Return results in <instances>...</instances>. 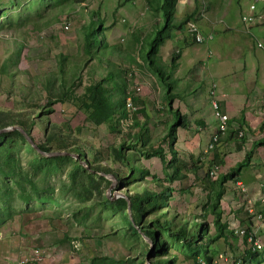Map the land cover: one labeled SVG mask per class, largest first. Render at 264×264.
<instances>
[{
    "label": "rangeland",
    "instance_id": "obj_1",
    "mask_svg": "<svg viewBox=\"0 0 264 264\" xmlns=\"http://www.w3.org/2000/svg\"><path fill=\"white\" fill-rule=\"evenodd\" d=\"M195 3L194 9L203 7L226 13L223 24L234 25L237 18L241 20L242 15L250 13L251 3L255 9L257 3L264 4L254 0H195ZM164 8L167 9V0H0V111L10 113L17 125L18 120L32 121L35 141L46 144L52 153H65L57 156L67 158L54 162L55 171L39 174L29 162L40 158L27 154L21 139L12 137L0 143V220L5 222L0 231L25 238L29 249L45 253L44 260L28 263L87 264L91 258H103L107 261L102 264H161L159 261L167 255L156 254L154 241L140 232L125 230L122 222L125 211L133 221L129 206L105 203V198L114 203L144 188L154 192L170 189L165 195L168 209L160 204L157 210L179 215L186 223L204 217L210 238L216 236L214 217L199 213L205 203L203 178L212 167L208 168L211 161L207 158L211 153H204L208 144L202 142L205 129L193 126L195 120L207 121L211 127L217 121L216 110L205 99L214 84H207L205 74L215 81L213 61L207 57L209 41L195 45L201 55L199 60L193 57L188 61L180 56L185 66L180 72L178 62L171 65L170 47L177 50L185 47L182 38L177 40L176 26L189 15L182 9L177 16L174 6V13L166 17ZM96 19L102 22L98 27V45L88 49L87 37L93 29L90 23ZM254 21L241 20L246 26ZM223 24H217L216 29L221 30ZM65 25L68 29H64ZM183 31H187L186 26ZM231 32L239 38L246 34L244 46L253 49L255 62L264 74V54L257 47L258 42L264 44V30L250 27ZM152 47L155 56L152 61L160 69L161 78L147 64L146 53ZM109 71L115 74L117 82L102 84L113 94L112 116L103 123L99 122L97 111L86 106L87 89L101 82ZM176 71L181 79L170 80ZM117 83L124 84V95L131 98L130 107H122ZM168 92L174 98L171 108ZM121 111L127 115L126 120ZM175 112L184 126L176 128L174 146L167 133L175 125ZM134 122L138 126L134 127ZM133 134H139L136 143L132 142ZM225 144L221 142L217 148L225 150L228 148ZM121 147L123 157L118 156ZM249 148L250 143L244 153ZM151 149L162 150V161L157 155L146 157L145 152ZM192 153H196L195 159L182 162L191 165V161L201 160L202 170L196 176L184 171L180 178L169 180L176 169L170 162L176 165L177 160ZM129 166L141 167L146 174L138 170L129 174ZM218 173H222L219 166ZM105 176H112L114 183ZM151 176L158 181L156 184ZM239 210L230 212L234 217L228 224L235 222L245 229L240 221L245 220L247 213L245 209ZM147 213L142 223L158 215L154 209ZM17 221L23 233L18 232ZM180 223L178 219L177 224ZM218 223L224 226L221 230L226 237L208 246L213 253L212 264H233L251 245L231 235L226 222ZM263 223L264 220L258 225ZM157 231L156 239L162 237L168 249L176 248V264H195L191 259L195 253ZM255 240L262 249L248 264H264L263 226L255 234ZM170 250L168 255L173 254ZM196 256L197 262L203 264L204 259ZM33 258L31 255L30 259Z\"/></svg>",
    "mask_w": 264,
    "mask_h": 264
},
{
    "label": "crops",
    "instance_id": "obj_2",
    "mask_svg": "<svg viewBox=\"0 0 264 264\" xmlns=\"http://www.w3.org/2000/svg\"><path fill=\"white\" fill-rule=\"evenodd\" d=\"M260 4L262 6L259 7L258 5ZM194 6H196L195 0H176V15L179 16L181 14L180 10L184 9L188 11L186 14L190 16L189 21L195 22L194 24L198 29L200 28L199 31L203 32L204 37L212 35V33L214 34L213 39L211 38L212 41H210L211 39L209 42L207 41V57L210 56L212 58L215 81L210 78L208 73L205 74L204 78H206L207 84L214 83L212 86L215 87L217 110L220 114L228 117L227 130L224 135L220 136L218 143L224 142L228 148L224 150L223 148L218 149L216 146V151L214 152L213 149L212 152H209L211 154L207 158L211 161V164H217L220 158L222 162L221 164H217L220 167V172H222L221 174H227L231 168L244 159L246 153L244 151L247 149L248 143H250V148L247 152L251 149L253 142L264 140V74L261 67L255 62L253 49L244 46L245 40H243V37L246 34L239 38L236 36L237 34L231 32L237 28L246 30L250 27H254L255 30L260 28L264 30V4H256L257 9L254 12L255 21L250 23L251 26L244 25L239 18H237L235 25L232 23L223 24L222 18L226 16V13H219L214 9L208 8L203 10V7L194 9ZM192 14H195L194 19L191 18ZM219 23L223 24L221 30L216 29V25ZM186 32L184 33V31L181 32L179 30L177 33V40L182 38L184 41L185 47L183 49L177 50L175 47H170L172 52L170 51L169 58L171 60L172 57L177 56L174 63L178 62L179 71L182 66L185 68L182 60L179 59L180 56L186 57L188 61L192 60L193 57H197L198 60L201 57V55L199 56L198 49L195 47L198 43L193 42ZM199 67L204 69L202 65H199ZM173 77L176 80L181 79L178 71L174 72L170 80H173ZM198 80L201 79L197 78ZM205 99L210 104L207 95ZM172 102H174V99ZM198 102L197 106L199 107L201 101L198 100ZM195 125L204 128L206 131L205 138L201 136L203 144L209 141L211 135L217 129V121L213 127L202 119L195 120L193 126ZM239 133H242V136H239ZM176 142L177 139L174 142V146ZM196 152L198 154V151ZM180 154L183 153L180 152ZM192 154L186 155L185 158L181 157L182 161L188 162L192 157L194 159L197 157L194 155L196 153ZM205 156L206 154L203 155L202 159ZM224 188L225 193L219 200L218 205L221 222L228 224V221L234 217L230 212H235L239 209L244 210L246 205H242L243 203L246 204L248 200L255 201L256 205L260 204L255 210L264 212V202L258 201L264 195V145L258 146L253 150L248 165L240 170L237 180L235 182L228 181L224 185ZM204 194L206 195L204 207L201 208L199 213L202 216L206 215L208 218L209 216L214 217L212 215L213 211L211 212L212 198H208V191L204 190ZM245 217V220L240 221L241 226H258L257 233L262 230V226L264 227V223L260 225L258 223L255 224L249 214ZM17 224L16 228L18 232L23 233L21 232V223L17 221ZM13 228L14 226L11 225L10 230ZM27 239L28 242H31L30 237H27ZM35 249H29L25 238L20 239L13 234L7 235V230L0 231V264H14L19 259H21L19 264H33L31 262H22H24L25 258L30 259L31 255L35 253ZM20 256L21 258H19Z\"/></svg>",
    "mask_w": 264,
    "mask_h": 264
},
{
    "label": "trees",
    "instance_id": "obj_3",
    "mask_svg": "<svg viewBox=\"0 0 264 264\" xmlns=\"http://www.w3.org/2000/svg\"><path fill=\"white\" fill-rule=\"evenodd\" d=\"M133 1V0H132ZM136 1V0H134ZM176 4V0H167V9L164 8V14L166 17L169 16V14L174 13V6ZM189 17H185L183 20H180L179 24L176 26L178 30H182L184 26H186V22L189 21ZM102 22L99 21V19H96L94 21H91L92 25V34H90L87 37V43L88 49H91V46L93 48L94 45H98V39H97V34H98V27L100 26ZM193 40V38H192ZM193 42H195L193 40ZM177 57V56H175ZM175 57H172L171 59V65L174 64L175 62ZM152 59H154V54H153V47L146 53V60L148 66L153 70V72L157 73L158 77L161 78L162 73L160 69H158V66L156 67L153 64ZM168 79V78H167ZM116 83V77L115 74L112 72H107L104 77L102 78V81L96 84L91 85L87 90V101L88 103L86 104L87 107H92L94 110L97 111L98 114V119L99 122L107 123L113 113L112 109V93H109V91H106L105 87H103L102 84L104 83ZM107 83V84H108ZM163 83H167V81H163ZM117 89L121 93V98H120V103L123 108L127 107V99L131 101V98L129 96H125V87L123 83H117ZM171 89V87H170ZM169 94L168 98V103L169 107L171 108V102L173 96L168 92L167 95ZM126 103V105H125ZM126 111V110H125ZM127 112V111H126ZM175 115V121H174V126L169 130L167 133L171 138H172V144L174 142L173 140V135L176 132L177 127H182L184 126V123L182 121L178 120L177 113H174ZM121 116L124 117V120L127 119V115L124 113V111H121ZM32 121H29V123L25 121L18 120V125L15 124V119L10 113H6L3 111H0V130L7 128V127H13V126H18L24 130V132L30 137L32 142L35 144L36 147H33L30 145L25 137L18 131V130H12V131H6L0 133V143H4L7 139L12 138V137H17L21 139L24 142V151L27 154H32L33 156H38L40 159L38 160H31L29 162L30 165L34 166L33 170L35 172H39V174H45V173H51L52 171L56 170V166L54 165V162L56 160H65L67 158L65 157H60V156H54L53 158H49L46 156H43L41 154H50L52 153L48 148L46 144L38 143L35 141V139L32 136L31 132V127H32ZM133 126L136 127L138 126L137 123H133ZM139 140V134L132 135V142L136 143ZM141 142V140H140ZM264 145V140L262 141H257L253 142L251 149L245 153L244 159L241 162H238L233 168H231L227 174H221L216 180H211L208 176V172L205 173V176L203 178V187L204 190L208 191L209 193V199H211V212L213 211L214 215V221L216 224V227L218 228L217 234L215 237L210 238V234L208 231V226L205 223L204 217L199 218H193L190 222L186 223L184 218H180L179 215H170V211L166 210H157L159 205L161 204L162 207H165L168 209V205L165 201V195L166 193H170V189H166V191H157L154 192L151 189L144 188L142 192L140 190L135 191L131 195H127L124 199L120 198L116 200L114 203H110L107 201V198H105V203L108 204H116L117 206L124 205V206H129V209L131 211L133 221H131V218L129 217L128 213L125 211V215L122 216V222L124 224V228L127 232L133 233V234H138L139 232L143 235L149 238L150 240L154 241V246L156 250V254L160 255L161 253L166 254L167 257L159 261L161 264H176L177 257V251L175 247H171L170 251L173 252L172 255H168L169 249L167 248V245L164 244L163 238L159 237L156 239V231L159 230L161 234H163L165 237L169 238L170 240H178L182 245H184L190 252L195 253V255L191 256V259L195 264H199L198 261V256L196 254H199L200 257L204 259L203 264H212V258H213V253L212 251H208V246L211 244L212 241H216L218 238L221 237H226V234L223 232L222 223L220 220V211L218 210V205H219V200L222 198V196L225 193V188L224 185L228 181H233L235 182L237 180V176L240 172V170L243 167H246L249 163V160L251 159L253 150L258 147V146H263ZM122 150V147L119 149V151ZM118 151V152H119ZM214 152L216 151L215 149L213 150ZM211 152V151H210ZM77 155H79L81 158H83V154L77 152ZM146 157H154L155 155L160 156V160L162 161V150L159 149L158 152L155 150L151 149L148 152H145ZM119 157H123L121 151L118 154ZM222 160L219 158L217 163L221 164ZM163 163V162H162ZM204 164L203 161L200 160V162L196 163L191 161V165L183 163L182 160H177L176 165H173V161L170 162V166H175L176 169H174L173 175L169 176V180H174L180 178V174H183L182 172L186 171V173L190 172L193 175L196 176L201 171V167L199 165ZM78 165V163L76 162ZM52 166V167H51ZM79 166V165H78ZM211 166H218L215 163H212V165H208V168ZM85 170V167H81ZM129 174H132L135 170L142 172L143 174H146V172L139 167L134 168L133 166L128 167ZM184 176V175H182ZM152 181L154 184H156L158 181L155 179L154 176H151ZM146 206L149 207V209H154L158 213L156 218L151 219L147 223H142L141 220L144 215L148 214L147 211L149 212V209H146ZM23 213H26L23 212ZM19 215V214H18ZM150 215V214H149ZM180 219L181 223L177 224V220ZM6 221V220H5ZM5 222L3 220H0V227L2 224ZM138 227V229H137ZM249 230V229H247ZM158 232V231H157ZM232 235V233H231ZM245 244L247 243L246 238L242 241ZM256 251V252H255ZM255 255H258V251L253 249V246L251 245L248 247V249L243 253V256L241 259L237 262H234L233 264H248L251 263L250 260H253ZM189 256V255H188ZM190 258V256H189ZM103 258H91L87 264H102L106 259ZM174 262V263H172Z\"/></svg>",
    "mask_w": 264,
    "mask_h": 264
},
{
    "label": "built area",
    "instance_id": "obj_4",
    "mask_svg": "<svg viewBox=\"0 0 264 264\" xmlns=\"http://www.w3.org/2000/svg\"><path fill=\"white\" fill-rule=\"evenodd\" d=\"M257 1L264 2V0H254V2H257ZM249 10H250L249 14L241 17V20L244 23L250 22L254 19V12L256 10L254 3L249 5ZM64 29H68V26L65 25ZM186 30L190 34V37H192L194 39L195 43H203L204 41L207 42L212 38V35H208L207 37H204L201 34V32L199 31L198 27L193 22H190V21L186 25ZM257 47L260 48L264 54V44L257 43ZM137 90H139V88H137ZM208 97H209L210 105L212 106V108L214 110H216L215 116L217 118V129L211 135V137L208 141V144L204 150V153H206V154L209 153L210 151H212L218 145L220 135L224 134L227 130V121H228L227 116L220 114L219 111L217 110L218 105H217V102L215 100L214 86L210 89V91L208 93ZM127 101H129L127 103V106L130 107L131 102L128 99H127ZM239 136H242V133H239ZM207 172H208V176L211 180H216L218 178V175H219L218 166H212ZM258 201L264 202V195ZM255 204H256V202L253 200L248 201V203L246 204V207H245V211L251 216L254 223L256 224V223H260L264 220V214L255 210V208H254ZM247 229H249V230H247ZM228 230L230 232H232V234L235 237H237L238 239H240L241 241L244 240V238H246L247 243L252 245L253 249H256L257 251H260L262 249V245L255 240V234L258 232L257 226H253V225L250 226L249 225L245 229H243L242 227H240V225L235 224V222H229ZM34 252L35 253L33 254V256H34L33 259L25 258L24 262H22V263L29 262L30 260H34V261L44 260L45 253L41 254L39 249H35ZM220 258H222V257L220 256Z\"/></svg>",
    "mask_w": 264,
    "mask_h": 264
},
{
    "label": "water",
    "instance_id": "obj_5",
    "mask_svg": "<svg viewBox=\"0 0 264 264\" xmlns=\"http://www.w3.org/2000/svg\"><path fill=\"white\" fill-rule=\"evenodd\" d=\"M10 130H18L26 139V141L32 145L33 147H36L35 144L32 142V140L30 139V137L24 132V130L18 126H13V127H7V128H4V129H1L0 130V133L2 132H6V131H10ZM41 154L43 156H57V155H63L65 153L63 152H54V153H50V154H45V153H42ZM105 178L109 179L112 183H114V179L112 178V176H105Z\"/></svg>",
    "mask_w": 264,
    "mask_h": 264
},
{
    "label": "bare ground",
    "instance_id": "obj_6",
    "mask_svg": "<svg viewBox=\"0 0 264 264\" xmlns=\"http://www.w3.org/2000/svg\"><path fill=\"white\" fill-rule=\"evenodd\" d=\"M134 1V0H133ZM188 33V32H187ZM192 38V37H191ZM194 40V39H193ZM224 135V134H223ZM205 150V149H204ZM212 152V151H211ZM239 186V185H238ZM244 187V186H243ZM242 189V188H241ZM254 199V198H253ZM246 202V201H245ZM247 204V203H246ZM257 206H259V205H257ZM258 208V207H257ZM256 208V209H257ZM259 209H260V207H259ZM260 211V210H259ZM262 212V211H261ZM258 227V226H257ZM244 229V228H243ZM255 250V249H254ZM256 252V251H255Z\"/></svg>",
    "mask_w": 264,
    "mask_h": 264
},
{
    "label": "clouds",
    "instance_id": "obj_7",
    "mask_svg": "<svg viewBox=\"0 0 264 264\" xmlns=\"http://www.w3.org/2000/svg\"><path fill=\"white\" fill-rule=\"evenodd\" d=\"M244 16V15H243ZM255 208V207H254ZM246 212V211H245ZM260 212V211H259ZM247 213V212H246ZM247 215H248V213H247ZM246 228V227H245ZM233 235V234H232ZM243 241V240H242Z\"/></svg>",
    "mask_w": 264,
    "mask_h": 264
}]
</instances>
